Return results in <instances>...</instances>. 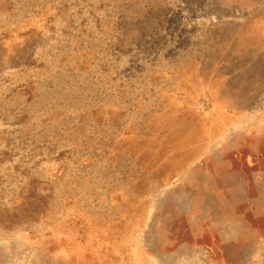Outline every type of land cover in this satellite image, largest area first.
<instances>
[{
	"label": "rangeland",
	"instance_id": "374dc122",
	"mask_svg": "<svg viewBox=\"0 0 264 264\" xmlns=\"http://www.w3.org/2000/svg\"><path fill=\"white\" fill-rule=\"evenodd\" d=\"M0 264H264V0H0Z\"/></svg>",
	"mask_w": 264,
	"mask_h": 264
}]
</instances>
